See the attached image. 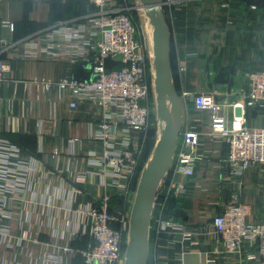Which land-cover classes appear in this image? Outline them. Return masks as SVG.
<instances>
[{
    "label": "crops",
    "instance_id": "1",
    "mask_svg": "<svg viewBox=\"0 0 264 264\" xmlns=\"http://www.w3.org/2000/svg\"><path fill=\"white\" fill-rule=\"evenodd\" d=\"M93 11L77 0H0V60L6 68L0 85V138L4 149H15L14 155L1 151L0 156L2 165L8 162L3 168L8 170L5 185L14 188L16 200L4 206L10 215L0 214V223L12 235L30 223L39 231L38 243L32 245L0 243V264H32L44 252L60 254V264H78V251L93 244L83 234L89 219L81 210L106 193L89 164L102 150L97 139L101 112L90 102L70 107L71 98L56 85L70 76L89 79L90 65L70 62L62 51H55L57 58H45L42 52L48 48L43 41L36 43L35 53L21 44L46 37L59 22L83 21ZM168 25L179 90L215 92L228 105L223 112L229 121L236 116L245 127L264 128V107L244 109L243 115L240 109L230 111V105L240 102L238 90L245 85V74L264 71V7L244 0H182ZM188 116L201 134L194 175L191 179L170 175L165 183H173L170 194L180 206L171 218L188 237L181 232L164 234L150 243L149 264H255L246 259L255 256L248 244L234 255L215 253L222 243L200 232L213 230L212 217L233 195L246 205L247 223L264 220V165L242 177L230 176L222 160L227 147L220 137L210 135L208 113L195 110L191 103ZM178 186L184 188L183 194ZM131 204V196H110L113 212L127 211ZM71 233L79 234L76 238ZM61 247L73 252L65 254Z\"/></svg>",
    "mask_w": 264,
    "mask_h": 264
},
{
    "label": "built area",
    "instance_id": "2",
    "mask_svg": "<svg viewBox=\"0 0 264 264\" xmlns=\"http://www.w3.org/2000/svg\"><path fill=\"white\" fill-rule=\"evenodd\" d=\"M77 1L94 8L86 19L76 23L59 22L46 31V37L35 36L21 44L29 48V53H35L34 46L43 41L48 48L42 52L45 58H57L55 51H62L70 62L81 60L90 65L89 79L78 80L70 76L56 82L59 89L71 98L70 107H76L79 102H90L101 112L97 123V139L102 150L89 164L94 168V174L106 193L94 204L81 210L89 219L83 234L89 235L93 244L86 250L78 251V255L82 264H123L130 209L113 212L110 196L112 193L125 198L131 196L132 203L134 191L131 190V182L144 153L148 132L155 127V122L151 121L155 108L147 60L148 36L138 0L135 5V9L141 12L138 24L127 14V6L117 3L119 0ZM181 2L163 0L168 24L175 7ZM9 29H13V26L9 25ZM54 40L57 43H52ZM107 60L119 62L121 68L107 70ZM5 70L0 60V85L4 82ZM49 84L46 82V87ZM244 84L238 90L240 102L230 105L232 113L240 109L243 115L244 109L264 107V71L245 74ZM178 93L183 107V125L169 176L191 179L194 175L201 134L192 127L189 120L188 106L191 103L195 110L208 113L210 135L220 137L226 145L227 151L222 160L230 176L242 177L256 165H264V128L245 127L241 117L233 116L229 121L223 112L228 105L219 100L215 92L193 94L179 90ZM135 134L139 136L134 137ZM1 142L0 138V152L7 151L8 156L15 154L14 148L4 149ZM3 163L0 156V214L5 216L10 215V212L4 206L16 200L13 198L14 188L5 185L8 170L3 168L8 162L6 165ZM173 186V183L164 185L160 194L167 195ZM178 187L183 194L184 188ZM165 200L166 197L163 201L158 197L152 216V245L164 234L174 236L181 232L188 237L179 224L165 215ZM247 214L246 205L238 201L237 195H233L222 211L212 217L210 225L213 230L200 232V235L204 237L211 234L222 243L221 250L215 249V253L234 255L240 252L243 244H248L255 256L248 255L246 259L255 264H264V220L259 224L247 223ZM38 233V228L30 223L21 229L20 234L12 235L9 228L0 223L2 244L11 241L17 247L32 245L38 243ZM78 234L71 233V237L77 238ZM56 248L60 251V247ZM61 251L65 254L73 252L69 247H61ZM60 257V254L57 256L44 252L39 261L32 259L30 263L46 264V261H50L52 264H60Z\"/></svg>",
    "mask_w": 264,
    "mask_h": 264
},
{
    "label": "water",
    "instance_id": "3",
    "mask_svg": "<svg viewBox=\"0 0 264 264\" xmlns=\"http://www.w3.org/2000/svg\"><path fill=\"white\" fill-rule=\"evenodd\" d=\"M264 7V0H244ZM148 36L147 60L154 101L155 140L141 167L130 208L123 264H149L152 216L160 187L169 176L179 134L183 125V107L175 87L172 64V35L163 0H138ZM230 88L227 93L230 94ZM235 96L231 95L232 103Z\"/></svg>",
    "mask_w": 264,
    "mask_h": 264
},
{
    "label": "trees",
    "instance_id": "4",
    "mask_svg": "<svg viewBox=\"0 0 264 264\" xmlns=\"http://www.w3.org/2000/svg\"><path fill=\"white\" fill-rule=\"evenodd\" d=\"M83 3V2H82ZM133 13H131L132 15ZM133 16V20L135 22V24H137L139 22V20L137 19V16ZM171 64H172V71H173V77H174V83H175V87L176 89L179 91V85H178V76H177V72H176V68H175V63H174V59H173V51L171 50ZM106 68L107 70H112V69H120L121 68V64L115 60H107L106 61ZM151 121L154 122V117L152 116ZM154 140H155V127H152L149 132H148V136L147 139L145 141V149H144V153L138 163V167L136 170V174L131 182V190L134 191L135 190V186H136V182L137 179L139 177V173L141 170L142 165L144 164L145 160L147 159L153 144H154ZM169 177V176H168ZM168 177L165 179V181L162 183L161 187H160V192L163 188V186L165 185ZM166 197L165 203H164V213L167 217H172L174 219V213L177 212L180 209L179 206V201L178 199H175L174 197H172V195L170 193H168L167 195L161 193L159 196V200L163 201L164 198ZM118 200V198H116ZM119 201V200H118ZM155 212V211H154ZM153 237V233H151L150 235V239H152ZM78 264H82V259L81 257L78 255ZM152 264V263H150Z\"/></svg>",
    "mask_w": 264,
    "mask_h": 264
},
{
    "label": "rangeland",
    "instance_id": "5",
    "mask_svg": "<svg viewBox=\"0 0 264 264\" xmlns=\"http://www.w3.org/2000/svg\"><path fill=\"white\" fill-rule=\"evenodd\" d=\"M120 1V2H119ZM119 1H117V3L118 4H124V5H126L127 6V8L129 9L128 10V15L132 18V21L134 22V20H133V14H134V16H137V19L139 20L140 19V10H137V9H135L136 7H135V5H136V3H137V1L136 0H119ZM131 13H133L132 15H131ZM135 23V22H134ZM138 24V23H137ZM124 211V210H123Z\"/></svg>",
    "mask_w": 264,
    "mask_h": 264
}]
</instances>
